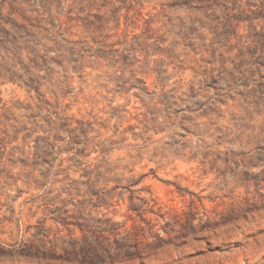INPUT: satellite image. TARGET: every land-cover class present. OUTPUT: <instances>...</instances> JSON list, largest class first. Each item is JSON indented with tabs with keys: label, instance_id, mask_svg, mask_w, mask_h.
Here are the masks:
<instances>
[{
	"label": "rangeland",
	"instance_id": "rangeland-1",
	"mask_svg": "<svg viewBox=\"0 0 264 264\" xmlns=\"http://www.w3.org/2000/svg\"><path fill=\"white\" fill-rule=\"evenodd\" d=\"M261 3L0 0V116L9 109L14 116H37L44 129L36 137L47 136L50 119L67 124L58 134L62 151L48 159L30 154L38 146L34 139L26 147L15 144L24 154L10 157V147L0 154V264H264V59L259 50L248 53L256 52L248 39L251 24L264 22L246 19ZM51 19L61 22L60 34L47 33ZM46 37L80 42L102 58H85L67 71L68 63L42 66L38 60L36 68L30 50L44 56V45L56 46ZM59 54L48 57L61 61ZM7 56L38 91L6 82ZM136 79L147 83V93L131 89ZM13 105L30 109L14 112ZM75 128L88 133L76 131L89 146L85 160L74 158L79 142L67 151ZM22 162L36 164V177L46 169L63 175L43 189L29 187L22 171L31 169L23 170ZM90 164L116 167L124 178L146 175L136 189L149 188L164 213L189 218L193 212L195 225L209 215L219 225L144 260L92 263L75 226L89 218L91 207L44 200L46 190L55 197L72 181H85L82 170ZM127 205L92 215L108 214L130 228Z\"/></svg>",
	"mask_w": 264,
	"mask_h": 264
},
{
	"label": "trees",
	"instance_id": "trees-1",
	"mask_svg": "<svg viewBox=\"0 0 264 264\" xmlns=\"http://www.w3.org/2000/svg\"><path fill=\"white\" fill-rule=\"evenodd\" d=\"M246 19L251 23H255V21H258V23L259 21L264 22V3L260 4L259 12H252ZM26 21L30 24L31 19L26 18ZM49 23L52 27L48 29L47 33L60 34L62 27L61 22L60 25H56L54 24V20L51 19ZM24 26L25 25L21 26V28H24ZM259 26L261 27V31L257 30ZM250 27L253 30V34L249 36L248 39L255 44L254 50L256 52L252 53L249 51L248 53L249 55H255L259 50L262 54L260 58L264 59V24L262 26L260 24L255 26L251 24ZM25 28L27 30V27ZM27 32L29 33L28 35H31L30 31L27 30ZM46 39L50 42L55 41L56 46H54V48H49L44 45L43 47L47 53L44 56L36 55L32 52V50H30L29 54L34 55V58L30 59V61L35 64L36 68L40 67L37 65L38 60H41V64H43L42 66L57 63L64 68L63 63H68V66L65 67V70L67 71L69 65L72 63L79 65L85 58H102L101 56H96L95 54H89L80 42H71L63 37L60 38V40H57L58 38L50 39L47 37ZM61 41L66 42V45L62 44ZM34 43L35 42H33V44ZM38 46L39 44H37L34 51L38 48ZM14 49L25 50L26 48L20 49L18 46H15ZM55 50L56 52H60L59 59L61 61L48 57L49 53L54 52ZM240 55L245 56V53L242 52ZM124 58L128 57L125 56ZM6 60L9 61L6 82L16 84L18 81L22 82V84L30 89V91L39 90V87L35 86V82L33 80H31V82H26L23 80V76L18 74L19 72L16 71V66L13 63H10V61L12 62L15 60L14 58L7 56ZM125 61H128V59ZM0 77H2L1 74ZM136 83L137 84L131 86V89L137 88L141 93L148 92V86L145 81L136 79ZM12 108L14 109V112L21 111V109H30L29 107L21 108L14 105ZM39 109L42 110L41 107H39ZM25 119L28 120L26 121ZM28 123L32 125L31 128L28 127ZM47 125L49 129L43 130L47 136L36 137L39 131L44 129L43 126L38 125L37 116H14L10 109L4 111L2 116H0L1 156H5L8 151V147H10V151L8 153V156L10 157H15L17 153L24 154V149L15 146V144L21 140L26 147L28 146L27 144L30 139H34L33 141L38 144V146H35L34 153H30L33 156L42 155L45 159H48L51 157L52 152H57V150H59V152L62 151L58 146V142L62 141L58 134L63 131L65 127H67V124L62 123L59 125L56 121L50 119L47 121ZM79 129L75 128L72 131H69L71 133V138L65 143H67V151H70L73 149L72 146L79 142L81 149H77L73 152L74 158L85 160V158L89 157L86 154L89 146L87 143L80 141L79 136L76 135V131ZM67 132L68 131L65 133ZM81 133H84L85 136L88 134L86 130H81ZM101 153L104 154L105 151L101 150ZM44 163H47L46 160H44ZM22 167L23 170L31 169L29 172L22 171V174L26 177L25 183L29 187L35 185L37 188L43 189L50 183V181H52L51 183L59 182L56 178L63 175L59 172L53 173L51 169H46V172H41L39 176L36 177V164L29 165L22 162ZM117 170L118 168L116 167L111 168L105 167L102 164H90L82 170L83 173L81 177L84 178L85 181H72V184L68 187L61 188L55 197H50L53 192L46 190L47 198L44 200L50 204H68L74 203V201L77 200L78 204L95 209L92 210L90 208L91 211L89 218L84 222H77L75 224V226L78 227L83 234V246L86 259L88 261L94 263L104 262L105 260L115 261L119 259L144 260L145 258L155 255L169 246L184 245L189 237H199L198 235L200 233L208 231L213 226L219 225L216 222H212L209 215H205L206 221L204 224L202 219V223L200 225H195L194 222L197 218L193 212L189 218L184 217L186 215L184 212L175 211L174 213H164L162 207L159 205L157 199L154 198L149 188L141 187L136 189L144 182L146 175H141L139 177L132 175L128 178H124L123 174L118 175L116 173ZM130 173H132V171H130ZM112 182L115 183V185L108 188ZM123 182H126L127 184H123ZM100 185H103L104 187L98 188ZM143 192L148 196L142 197L141 194ZM63 195H67V198L62 199ZM80 197H83L84 200H79ZM121 203L128 204L127 216L129 218L128 220L132 221L130 228H127V222H116L113 218L108 217V214L104 213L100 216V213L96 212L95 216L92 215L93 211H98L100 208L108 209L114 206V204L120 205ZM160 220L164 222L163 225L160 224ZM197 226L200 227V230L197 229ZM75 242L81 249L80 240H75Z\"/></svg>",
	"mask_w": 264,
	"mask_h": 264
}]
</instances>
